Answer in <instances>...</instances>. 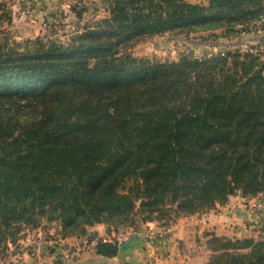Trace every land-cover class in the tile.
<instances>
[{"label":"trees","instance_id":"obj_1","mask_svg":"<svg viewBox=\"0 0 264 264\" xmlns=\"http://www.w3.org/2000/svg\"><path fill=\"white\" fill-rule=\"evenodd\" d=\"M262 16L264 0H112L70 44L0 42V248L46 214L85 234L105 218L194 214L264 190V61L123 51L148 34ZM208 242L204 264H264V239ZM95 251L112 257L118 244L98 238Z\"/></svg>","mask_w":264,"mask_h":264},{"label":"rangeland","instance_id":"obj_2","mask_svg":"<svg viewBox=\"0 0 264 264\" xmlns=\"http://www.w3.org/2000/svg\"><path fill=\"white\" fill-rule=\"evenodd\" d=\"M111 1L0 0V42L7 45H19V50L24 48L27 40L36 38L64 45L70 44L77 39L85 27H91L98 20L108 16ZM186 1L202 5H206L208 2V0ZM123 51L129 52L137 58L162 62L176 61L182 56L202 58L225 52L240 54L249 52L264 61V17L233 26L224 25L215 28L196 26L177 33L165 31L161 34H148L131 41ZM263 192L264 190L248 195L254 198L251 209H254L253 206H258V204L264 205V196H260ZM257 209L262 210L264 206ZM181 215L188 214L176 216L173 212L168 214L154 212L152 218H147V212L140 210L139 212L135 211L134 215L131 213L134 218L131 223L127 221L128 219L123 221L116 217L105 218L103 222L87 226L86 233L80 234L64 232L59 222L49 218L46 214L40 217L36 223L22 222L12 235L13 239L10 241L8 237L6 238L3 247L0 248V264H10L11 261H14L15 259H11V254L15 249H22L38 257L41 254L43 256L53 253L55 261L73 262L78 253L84 250L88 251V243L98 234L111 237L113 241H116V236L120 234L123 235L122 240L128 235L134 234L137 237L155 241V238L159 239L162 231L167 230L170 223L180 219L178 217ZM94 226H97L98 234L91 231L94 230L92 229ZM153 230L155 232L150 234ZM92 232L96 233L94 237L91 236ZM148 233L149 235H147ZM162 239L159 241L162 242ZM208 240L209 238L205 241V247L208 250L206 261L211 253L209 249L211 244ZM119 243L117 242V244ZM201 247L203 248L201 250L205 252L202 244ZM193 251L191 249V252ZM15 258L21 260L18 256ZM151 258L153 259V257ZM156 264L167 263L158 261Z\"/></svg>","mask_w":264,"mask_h":264},{"label":"crops","instance_id":"obj_3","mask_svg":"<svg viewBox=\"0 0 264 264\" xmlns=\"http://www.w3.org/2000/svg\"><path fill=\"white\" fill-rule=\"evenodd\" d=\"M253 200L252 196L243 195L241 190H237L224 203H217L208 211L179 216L180 219L172 221L168 229L162 231L159 238H163L162 242L158 238L154 241L134 234L128 235L122 242H118V252L112 257L96 253L95 241L99 237L103 240H111V237L99 235L97 226H94L91 231H95L98 236L95 238L96 233L92 232L94 238L88 243V251L78 253L73 262L55 261L53 253L38 257L22 249H15L11 254V259L15 260L10 264H156L158 261L167 264H203L208 254L205 241L212 234L264 238V209H251ZM201 244L205 252L201 250ZM191 249L194 251L191 252ZM17 256L21 260L16 259Z\"/></svg>","mask_w":264,"mask_h":264},{"label":"built area","instance_id":"obj_4","mask_svg":"<svg viewBox=\"0 0 264 264\" xmlns=\"http://www.w3.org/2000/svg\"><path fill=\"white\" fill-rule=\"evenodd\" d=\"M262 195L264 196V194H260V196H262ZM263 206H264V205H263ZM263 206H261V204H258V206H253V207H254V209H256V208H260V207H263ZM154 232H155V231L153 230V232L151 231L150 234H151V233H154ZM147 235H149V233H148ZM122 239H123V235L120 234V235H117V236H116V241H117V242H120Z\"/></svg>","mask_w":264,"mask_h":264},{"label":"water","instance_id":"obj_5","mask_svg":"<svg viewBox=\"0 0 264 264\" xmlns=\"http://www.w3.org/2000/svg\"><path fill=\"white\" fill-rule=\"evenodd\" d=\"M73 264V263H72Z\"/></svg>","mask_w":264,"mask_h":264}]
</instances>
